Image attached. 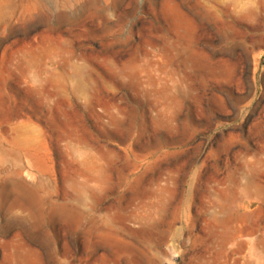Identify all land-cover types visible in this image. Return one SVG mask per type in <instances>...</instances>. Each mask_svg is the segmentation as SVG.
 Returning a JSON list of instances; mask_svg holds the SVG:
<instances>
[{"label": "rangeland", "instance_id": "374dc122", "mask_svg": "<svg viewBox=\"0 0 264 264\" xmlns=\"http://www.w3.org/2000/svg\"><path fill=\"white\" fill-rule=\"evenodd\" d=\"M0 264H264V0H0Z\"/></svg>", "mask_w": 264, "mask_h": 264}, {"label": "bare ground", "instance_id": "6f19581e", "mask_svg": "<svg viewBox=\"0 0 264 264\" xmlns=\"http://www.w3.org/2000/svg\"><path fill=\"white\" fill-rule=\"evenodd\" d=\"M179 16H180V14H179ZM180 20H182V21H183L184 19L181 17V18H179V21H180Z\"/></svg>", "mask_w": 264, "mask_h": 264}]
</instances>
